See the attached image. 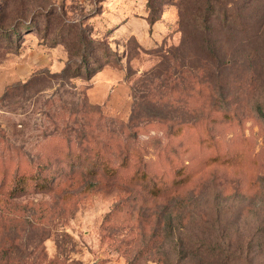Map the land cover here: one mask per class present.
<instances>
[{"label":"rangeland","instance_id":"rangeland-1","mask_svg":"<svg viewBox=\"0 0 264 264\" xmlns=\"http://www.w3.org/2000/svg\"><path fill=\"white\" fill-rule=\"evenodd\" d=\"M176 1L0 0V264H264V0L209 35Z\"/></svg>","mask_w":264,"mask_h":264},{"label":"trees","instance_id":"trees-1","mask_svg":"<svg viewBox=\"0 0 264 264\" xmlns=\"http://www.w3.org/2000/svg\"><path fill=\"white\" fill-rule=\"evenodd\" d=\"M249 0H242V6L248 3ZM148 14V22L150 25L156 23L160 19V6L169 3V0H145ZM163 3V4H161ZM161 4V5H160ZM238 0H229L223 2L222 0H177L174 4L178 15L177 23L182 26L192 25L193 29L198 33H211L219 25H226L227 27L235 24L242 23L241 21L248 17V13L237 6ZM232 6L231 9H228ZM235 6V11L234 7ZM257 13L255 24L262 21V18ZM258 16V17H257ZM242 25V24H239ZM243 26V25H242ZM83 68L87 70V63H84ZM181 126H175L176 134L180 133ZM174 129V128H173ZM213 161H219L217 156L212 158ZM225 164L230 165L232 161L224 160ZM92 166L87 169V173L94 176L97 169L101 170L104 175L108 177H116L118 174L117 169L111 166L109 161L102 157L101 159L94 160ZM182 169H178L175 173V180L172 182V187L179 188L186 184ZM181 177V178H176ZM133 184L142 186V188L154 197L163 194V186L158 177L149 176L144 170H137L129 178ZM51 180L46 178L41 173H20L15 174L13 184L9 189L11 196H19L26 193L28 190L33 189L38 192L50 190Z\"/></svg>","mask_w":264,"mask_h":264},{"label":"crops","instance_id":"crops-1","mask_svg":"<svg viewBox=\"0 0 264 264\" xmlns=\"http://www.w3.org/2000/svg\"><path fill=\"white\" fill-rule=\"evenodd\" d=\"M157 22H160V21H157ZM157 22H156V23H157Z\"/></svg>","mask_w":264,"mask_h":264}]
</instances>
